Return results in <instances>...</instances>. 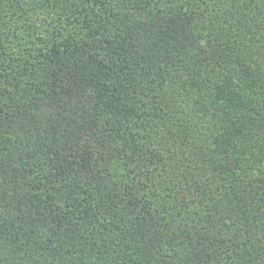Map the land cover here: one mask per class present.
Here are the masks:
<instances>
[{
  "label": "trees",
  "instance_id": "16d2710c",
  "mask_svg": "<svg viewBox=\"0 0 264 264\" xmlns=\"http://www.w3.org/2000/svg\"><path fill=\"white\" fill-rule=\"evenodd\" d=\"M0 264H264V0H0Z\"/></svg>",
  "mask_w": 264,
  "mask_h": 264
}]
</instances>
